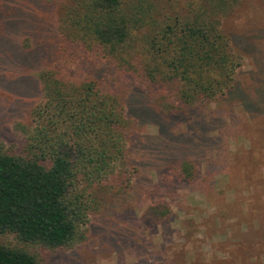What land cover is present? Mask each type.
Listing matches in <instances>:
<instances>
[{
	"label": "rangeland",
	"instance_id": "obj_1",
	"mask_svg": "<svg viewBox=\"0 0 264 264\" xmlns=\"http://www.w3.org/2000/svg\"><path fill=\"white\" fill-rule=\"evenodd\" d=\"M147 1L158 19L208 9L241 56L232 85L181 119L141 87L127 89L123 164L132 179L89 214L85 241L55 251L17 243L12 234L0 242L25 248L39 264H264V0ZM49 3L0 0L4 147L20 142L22 129L34 124L30 110L43 100L36 80L48 53L42 40L58 34ZM103 71L96 66L92 74ZM73 76L79 81L81 74ZM185 160L199 173L151 196L150 188ZM153 204L169 212L149 219Z\"/></svg>",
	"mask_w": 264,
	"mask_h": 264
},
{
	"label": "trees",
	"instance_id": "obj_2",
	"mask_svg": "<svg viewBox=\"0 0 264 264\" xmlns=\"http://www.w3.org/2000/svg\"><path fill=\"white\" fill-rule=\"evenodd\" d=\"M47 1L58 34L42 40L48 53L36 80L43 100L30 110L34 124L22 129L20 142L0 143V235L55 251L84 242L89 214L132 179L123 164L127 89L141 87L181 119L232 85L241 56L201 6L158 19L147 0ZM96 66L102 75L92 74ZM197 169L190 160L175 163L149 193L172 189ZM148 211L149 219L169 212L157 204ZM0 264L39 260L0 242Z\"/></svg>",
	"mask_w": 264,
	"mask_h": 264
}]
</instances>
